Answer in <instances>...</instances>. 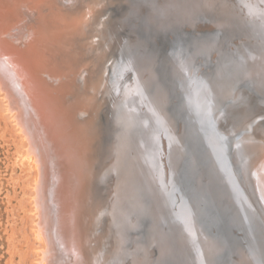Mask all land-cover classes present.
I'll list each match as a JSON object with an SVG mask.
<instances>
[{"label":"water","instance_id":"obj_1","mask_svg":"<svg viewBox=\"0 0 264 264\" xmlns=\"http://www.w3.org/2000/svg\"><path fill=\"white\" fill-rule=\"evenodd\" d=\"M121 1L125 12L149 8L139 20L135 11L133 26L120 22L111 44L117 67L108 115L97 128L101 153L91 191L99 219L104 211L116 215L109 196L113 187L120 194L115 164L123 143L139 153L137 163H125L133 198L121 194L120 202L130 203L101 243L105 264L131 257V264H264V202L246 150L239 154L246 160L233 161L235 142L256 122L264 131V69H251V56H264V0H202L195 12L188 0L173 13L155 0ZM253 8L258 15L250 18ZM248 69L253 76L245 78ZM242 106L249 122L237 125ZM163 142L168 158L160 162Z\"/></svg>","mask_w":264,"mask_h":264},{"label":"bare ground","instance_id":"obj_2","mask_svg":"<svg viewBox=\"0 0 264 264\" xmlns=\"http://www.w3.org/2000/svg\"><path fill=\"white\" fill-rule=\"evenodd\" d=\"M186 1L155 0V3L163 8L162 12L173 13L179 11L177 5ZM189 1L194 5V12L202 5V0ZM121 2L0 0V90L8 100L9 111L25 139L23 141H26L24 156L36 167L34 183L39 234L35 239L44 243V247L39 248L37 264H105L106 247H101V243L113 229L112 219L117 223L122 215L119 212L130 203L128 198L120 202L121 194L126 190L130 195L125 196L133 198L126 189L132 181L133 170H129L131 175L125 170V163H137L139 152L136 147H126L123 143L125 152L118 160L116 158L115 164L120 194H114L117 196L112 200L114 203L111 202L116 215L104 211V218L99 219L98 208L91 202L93 170L101 153L102 133L97 128H102L108 115L113 89L111 78L117 67L111 56L112 39L119 23L127 20L126 15L129 16V11L134 8L125 12ZM97 3L104 4L103 8H98ZM261 8L260 18L264 20V5ZM31 10L33 15H30ZM256 10L253 8L250 18L258 15ZM209 27L204 24L201 29ZM251 59V69H264L263 55L256 58L253 54ZM251 69L244 72L245 78L253 76ZM248 97L255 98L253 94ZM236 98L238 100L239 94ZM236 115L235 124L249 122L243 106ZM220 119L219 113V125ZM132 123L130 119L128 131ZM234 145L233 161L238 164L239 159L246 160L245 156H239L246 150L256 193L264 202V131L259 123L254 124L251 135L244 134ZM167 149V142H163V153L157 150L160 162L163 156L167 161ZM85 201L93 209L90 207L84 216L81 207ZM79 207L81 211H78ZM111 246L113 253L118 249L117 241L115 247ZM134 259L131 257L129 264Z\"/></svg>","mask_w":264,"mask_h":264},{"label":"rangeland","instance_id":"obj_3","mask_svg":"<svg viewBox=\"0 0 264 264\" xmlns=\"http://www.w3.org/2000/svg\"><path fill=\"white\" fill-rule=\"evenodd\" d=\"M103 6L104 4H98L100 9ZM134 8L129 11L131 12L129 16L126 15L131 20V26L136 24L133 22V15L138 7ZM139 8L142 14H139L138 20L148 13L149 7L146 5ZM30 15H33L32 10ZM132 35L131 38L133 39L134 36ZM11 114L8 100L4 92L0 90V264H37V254L39 248L44 247V243L35 239V235L39 234L34 183L36 178V169L34 168L36 167L35 163H31L33 161L29 162L24 156L27 144L26 141H23V135L20 134L21 131H18L16 120ZM115 183L117 184V179H115ZM115 193L114 187L111 188L110 196L108 195L109 202H113L114 196L116 198ZM95 204L93 201L92 206L95 207ZM92 206L85 201L81 207L83 210L79 207L78 211H84L85 216V212L88 213L91 208L93 209ZM96 237H98L97 234ZM38 241L41 243L39 244Z\"/></svg>","mask_w":264,"mask_h":264}]
</instances>
